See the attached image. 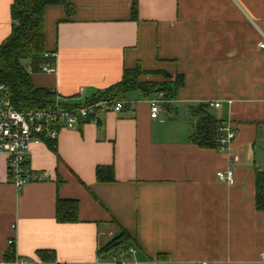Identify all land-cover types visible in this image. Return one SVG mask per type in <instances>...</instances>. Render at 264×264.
Here are the masks:
<instances>
[{
  "label": "crops",
  "instance_id": "obj_1",
  "mask_svg": "<svg viewBox=\"0 0 264 264\" xmlns=\"http://www.w3.org/2000/svg\"><path fill=\"white\" fill-rule=\"evenodd\" d=\"M70 1V16L60 5L46 8L56 71L31 73L35 86L81 104L138 65L147 71L141 81L174 87L181 75L184 84L157 118L150 96L136 90L121 111L103 108L97 123L62 129L56 151L33 143L30 164L47 175L21 192L0 154V264H264V211L256 208L264 0ZM12 2L0 0V45L12 30ZM210 101L221 106L208 111L237 132L229 151L191 141L198 107ZM98 166H112L115 179L98 181ZM229 168L234 184L216 176ZM58 197L78 200V221H57ZM122 229L132 236L126 251L101 253ZM38 250L55 258L42 260Z\"/></svg>",
  "mask_w": 264,
  "mask_h": 264
},
{
  "label": "trees",
  "instance_id": "obj_2",
  "mask_svg": "<svg viewBox=\"0 0 264 264\" xmlns=\"http://www.w3.org/2000/svg\"><path fill=\"white\" fill-rule=\"evenodd\" d=\"M50 5H60L67 15L75 12V7L70 0H13L11 5L12 30L4 42L0 45V79L7 85L12 93L14 105L20 109L23 107H47L56 102V92L37 87L32 81L31 74L26 70L24 61H29L34 72L41 71L44 64L52 62L45 56L46 48L45 12ZM133 17L137 16V3L133 4ZM138 65L133 70H125L122 80L97 95L86 100L84 103L98 102L102 100H125L132 91H140L146 97H153L164 91L170 98L177 95V91L184 84L183 76L177 75L174 87L166 82L141 81L140 77L146 74ZM77 106L80 104H65ZM199 119L195 124V130L191 141L203 148L217 147V128L221 121L208 111V104L198 107ZM56 151V141L45 140ZM98 181L108 182L115 179L112 166H98L96 168ZM79 202L76 199L57 198L56 218L60 223L78 221ZM256 208L264 211V174H257L256 183ZM132 240L131 234L122 229L121 233L113 238L101 249V253H112L126 248ZM38 256L42 260L54 259L55 255L48 250H38ZM11 256L14 255L12 251Z\"/></svg>",
  "mask_w": 264,
  "mask_h": 264
},
{
  "label": "built area",
  "instance_id": "obj_3",
  "mask_svg": "<svg viewBox=\"0 0 264 264\" xmlns=\"http://www.w3.org/2000/svg\"><path fill=\"white\" fill-rule=\"evenodd\" d=\"M264 48V42L260 44ZM54 63L57 57L56 52L46 53ZM52 62L44 64L41 68L43 72H55L56 67ZM29 74L33 73L31 63L26 65ZM173 101L164 91L149 98L148 103L151 111V117L157 118ZM125 100H102L91 103H81L77 106H67L56 98V102L47 107H23L18 109L12 99V93L7 85L0 79V154H5L8 158V170L15 187L19 192L23 186L29 182H40L47 173L37 172L30 164V151L33 143L45 142V140L56 141L62 129H74L82 122L99 121L98 114L103 108H111L115 111H121L124 108ZM210 107H220L218 101H210ZM237 137V132L231 122L221 123L217 128L216 142L219 150L229 151ZM232 160L237 161L238 155L231 154ZM264 174V166L257 169ZM216 176L219 180L228 184L235 183L234 170H218ZM14 240H9V245H13ZM123 250L121 252H124ZM131 254L137 252V248L131 246L128 248ZM113 260L118 262L117 257ZM264 262V254L261 258ZM119 264H136V262L122 261ZM201 264H208L202 262Z\"/></svg>",
  "mask_w": 264,
  "mask_h": 264
},
{
  "label": "rangeland",
  "instance_id": "obj_4",
  "mask_svg": "<svg viewBox=\"0 0 264 264\" xmlns=\"http://www.w3.org/2000/svg\"><path fill=\"white\" fill-rule=\"evenodd\" d=\"M27 61H24V65L26 66L27 65ZM211 113L213 112V110H209Z\"/></svg>",
  "mask_w": 264,
  "mask_h": 264
}]
</instances>
